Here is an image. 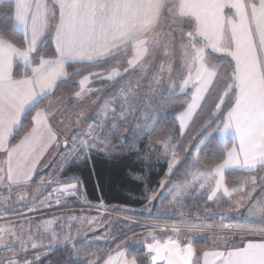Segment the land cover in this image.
<instances>
[{
	"label": "snow or ice",
	"instance_id": "1",
	"mask_svg": "<svg viewBox=\"0 0 264 264\" xmlns=\"http://www.w3.org/2000/svg\"><path fill=\"white\" fill-rule=\"evenodd\" d=\"M0 5H3L0 15L7 20L6 24H0V189L11 191L13 186L32 182L40 155L57 139L49 122L55 119V114L39 106L61 83L77 74L74 66L99 65L103 69L108 63H118L116 58L129 52L132 55L126 59L127 67L112 68L106 75L96 71L82 76L77 81L80 90L74 97L81 99L95 91L86 87L93 82L91 77L118 83L117 78H123L125 73L142 71L148 60L162 59L159 73L153 79L164 89L160 102L173 103L176 111L160 107L159 113L173 117V122L179 121L176 132L184 137L185 129L190 127L188 121L208 105L210 118L204 121L201 135L206 139L217 133L232 137V148L227 149L225 144L227 151L221 150L222 162L193 178V182L205 176L214 178V187L206 199L214 201L218 194L230 200L236 193L247 195L243 187L230 190L226 186V169L251 172L259 166L264 171V0H0ZM110 103H105L102 123L96 126L98 129L108 126V134L98 138L91 131L78 144L74 137L70 155L83 153L87 160L92 152L98 151V143L110 148L113 138L128 146L126 137L117 136L125 126L117 121L131 111L117 117ZM145 119L159 124V117ZM26 126L29 130L19 143L12 144ZM147 127L149 134L155 130L154 126ZM138 130L142 129L137 126L130 134ZM174 139L175 135L162 142L165 151L172 152L169 175L182 163L176 153L183 141L173 145ZM193 148L197 153L192 162L194 167L199 164L200 149ZM184 151L189 154V150ZM100 155L110 154L100 151ZM67 160L65 156L64 161ZM60 183L65 186L58 191L74 196L80 181L78 177H69ZM236 183L251 185L254 191L256 178ZM173 187L177 189L175 194L172 188L167 192L173 194L175 201L185 188ZM199 187L204 189L205 184L200 183ZM242 199L243 196L234 200V211L242 207ZM247 211L250 217L259 218L260 226L234 227L245 236H259L261 242L249 239L237 243L235 239L225 238L226 250L203 252V264H264V199L250 205ZM44 223L47 232L56 221ZM221 227L227 229L229 225L221 223ZM0 233H10V229H0ZM11 237L4 241L0 236V247L13 253L6 258L7 264H43L42 253L35 260L27 258L30 249H42V244L29 237V246L28 241L21 240L14 232ZM50 239L61 237L52 232ZM62 239L65 245L73 243L78 260L80 250L75 249V238L69 232ZM147 240L145 237L138 243L146 247L150 260L140 264H198L191 240L182 244L178 238L169 237L162 242L155 235L151 236L152 242ZM132 243L117 245L83 264H100L104 257H107L104 264H138L136 257L129 259L126 255ZM0 264H5L4 258H0Z\"/></svg>",
	"mask_w": 264,
	"mask_h": 264
},
{
	"label": "rangeland",
	"instance_id": "2",
	"mask_svg": "<svg viewBox=\"0 0 264 264\" xmlns=\"http://www.w3.org/2000/svg\"><path fill=\"white\" fill-rule=\"evenodd\" d=\"M176 59L178 60L179 58L176 57ZM162 62V59L158 62H153L151 60L147 61L144 69L139 71V76L136 79L138 81L136 84L132 83V92L129 93L128 100L123 103L122 107L124 109L118 114L117 117L121 116V113H129V111H131V114L134 113L137 109V106H140L144 111L151 110L150 104L154 100L158 99L160 97V93L164 91L161 83H158L153 79V77H156L159 73V64ZM120 64L121 62H118L115 68H123ZM176 70L179 69L177 68ZM163 78L164 77H162V79ZM90 79L93 81L92 77ZM86 87H90L95 91L84 98H75L73 105H67L65 109L60 107L58 109L60 114L55 115V119H52V122H54L56 126V130L57 128L59 129L58 134L60 133L61 142H52L50 143V146L44 150V156L39 157L37 172L33 175L32 182L26 185L13 186L11 191L7 189H0V229H10V233H0V236L3 237L4 241H8L12 238L11 232L16 233L23 241H28V238L31 237L32 240L42 244L44 247L42 249H30L27 253V258L29 260H35L37 254L42 253L40 258L44 263L47 262L49 255H51L55 249H57L59 246H65L62 237L70 232L71 236L75 238V249L80 250L79 258L86 256L85 260L91 261L104 252V249H102L100 246L112 243L115 239L122 237V234H125L122 233L123 230L128 232L130 229L138 228L139 226L148 228L125 236L115 244L114 249L117 247V245L123 246L128 241H132L133 243L129 244L127 251H136L144 248L146 249L143 244L138 242L145 237H148L147 242H152V235H155L157 239H167L169 237L178 238L180 242L181 238H188L189 240H192L194 237L206 235L209 236V242L212 246L223 244V240L225 238H231L236 235H244L240 231H224L221 227V223H233L228 221V218L232 217V215L235 214L234 212L242 208L240 207L238 210H233L235 207L234 200L240 199L241 196H243V199L241 200V204L243 206V216L248 220H259L258 217H250L247 209L250 205L255 204L261 199H264V189L260 191L258 197L253 198L254 193H256L261 188L260 186L262 185V187H264V181H262V178H264V171H262L261 175V185L259 186L258 184L259 187H256L254 191L252 190L248 192V195L237 194L232 200H230L227 197L221 198L218 194V198L214 201H208L206 199L207 194H210L211 189L214 187L215 181L213 177L205 176L193 182V178L199 173H202L196 172L190 174L188 181H172L169 180L170 175L167 172V177L161 181V184L164 182L163 187L160 184V187L152 193V202L148 207L149 209H147V212L149 213V211L154 207L155 200H157L159 204L158 211L160 213L162 212L164 215L168 214V216H171L172 214L173 218L175 219L178 217L180 218L177 222L175 220L167 221L166 224H157L158 226H155L153 223L145 224V221L140 224L139 219L134 218V215L128 214L126 212L130 210L136 211L129 208H123L121 211L125 210L124 213L115 212L112 210L113 208H108L105 206L104 207L106 210H108L107 212H104L100 209H94V211H91L88 208L86 209L85 205L87 204L85 203L83 195L79 193V185L78 191H76L74 196L58 191L59 188L65 186L64 184L60 183L62 181L61 172L63 167L67 163L84 160L83 153H81L79 156L70 155L71 150L74 147L73 138H76V144H78L81 140L87 139L89 137L88 129L82 133L81 123L90 117V108L98 103L102 93L105 91L104 87L98 88L92 86L91 83L86 85ZM64 99L65 97L63 95H59L57 100L52 99V102L50 101L51 104H49L50 106H48L50 112L56 114V111L53 110L57 106H61ZM107 102L108 101L105 103ZM105 103H102L98 109L96 115L97 119H95L94 122L98 123L101 121V117L105 110ZM131 114L125 115L124 118L117 121V123H124L128 118L131 117ZM150 114L151 113L148 112L149 116L147 117H152ZM194 119L188 121L190 126L193 124ZM152 123V119H146V124L144 122V125H152ZM189 128L190 127H187L185 129V133L189 130ZM102 130H98V133L96 134L98 138H102ZM219 138L225 142L230 138V136H219ZM69 139H71L70 142L68 141ZM65 140L70 143V146L65 147V150L62 151L61 147L64 146ZM168 140L169 139H166L164 141ZM206 140L207 139L205 137L201 140L199 139L195 143V147L201 149ZM201 141H203V143H201ZM160 145L161 146L148 144L145 149V156L148 160L151 158H166L165 160L169 163V161L172 159V152H166L163 143ZM102 146L103 145L99 143L97 144L98 151L103 150V148H101ZM193 152L196 153L194 150ZM65 156H68L67 162L64 161ZM177 158L180 160L178 156ZM39 171H43L42 176H40L39 180L35 182L37 180L36 174ZM255 178L257 182L258 179L257 177ZM72 182L75 183V181ZM200 183L205 184L204 189H200ZM174 185H181L185 188V190L181 192L180 197L175 201L173 200V194H175L177 189L173 187ZM169 188H172L173 194H168L167 190ZM21 195L23 196V199H21ZM154 196L155 199H153ZM168 196V202L162 201ZM73 197L77 198V202H79L78 204L71 203L70 199ZM188 199L191 200L190 202L200 201L201 203V199L205 200L203 201L201 207L200 203L199 205H195V207H191L193 203L189 202L188 203L190 205L186 207V201ZM75 205H78L79 210L70 209ZM30 207H34L35 210L30 211ZM97 207L100 208L103 207V205ZM194 208H199V210ZM221 214L223 215V219ZM73 217L76 219H72ZM52 220H55L56 223L52 224L46 232V225L44 222ZM69 224L72 225L71 228H69ZM194 225L195 227H193ZM205 225L211 227H205ZM52 232H55L58 237H61V239H50V233ZM30 243L31 241H28L29 246ZM89 244L91 247H89ZM67 245L70 246L72 254L76 257V252L73 249V243L69 242ZM17 251H19V249H17ZM20 254L23 255L24 253ZM12 255L13 253L5 250L3 247H0V258H4L5 264H7L6 258ZM146 260H150L149 256H147Z\"/></svg>",
	"mask_w": 264,
	"mask_h": 264
},
{
	"label": "trees",
	"instance_id": "3",
	"mask_svg": "<svg viewBox=\"0 0 264 264\" xmlns=\"http://www.w3.org/2000/svg\"><path fill=\"white\" fill-rule=\"evenodd\" d=\"M0 8H3V5H0ZM7 20L5 17L0 15V24H6ZM131 53H127L126 56H118L116 59L118 62H121L122 67H126V59L131 57ZM117 63H108L101 69L99 65H75L77 69V74L71 76L69 80H66L65 83H61L58 88L55 89L54 94L51 95L48 100L44 101L39 107L43 108L52 98L58 95H65L68 99V105L75 102L74 93L79 91V84L77 81L84 75H87L89 72H96L101 70V75L107 74L112 68H115ZM69 72L72 71L71 68L68 69ZM138 71H129L125 73L123 78H118V83L111 81L105 82L93 78L92 86L101 88L104 87L105 91L102 93L98 103L90 108L91 115L84 122L81 123L82 131H86L88 125L95 119H97V111L106 101H109L114 94L121 87H133L132 79L133 75ZM164 99H167V95L164 96ZM211 103V102H210ZM151 110L144 111L140 106H137L136 111L131 114V117L125 121L124 127H121L117 136L120 138H127V142H130L126 147L124 143H121L119 139L113 138L112 145L110 148H105V152H108L110 155L105 157L100 155V152H92L90 158L87 160H82L79 162L67 163L61 172V180L64 181L69 177H78L79 178V193L83 195L85 203L91 211H94V208L97 206H105L108 208H113L115 212L124 213L123 208H129L136 211H126L128 214L134 215L136 219H139L140 224L145 221V224H166L167 221H179V218H173V215L168 216V214L160 213L158 210V201L155 200L154 207L147 212L148 207L150 206L152 200V193L160 187L161 181L167 177L168 172V161L166 158H151L147 159L145 156V149L148 144L161 146L162 141L169 139L173 135L176 136V139L172 140L173 145L180 144L182 140V148L176 153L180 158L181 164H178L173 170V174L169 176V180H180L188 181L190 174L196 172H204L208 168L215 167L218 163L222 162V159L219 158L221 155V150L224 149V145L227 144V149L232 148V139H228L223 142L218 133L214 134L213 137H208L202 148L200 149L199 154V164L192 166V162L197 157V153H194L193 146L200 139L205 136L201 135L202 126L204 121L208 120L210 117L208 115V105H205L204 110L195 116L193 124L190 126L189 130L184 134V137H181L176 129L179 126V122H173L174 118L171 116L165 117L159 113V108H167L170 112L176 111L175 105L173 103H161L160 97L154 100L150 104ZM121 107L116 116L123 110ZM151 111V112H150ZM148 112L151 113L150 116L153 118L159 117V124L154 125H144L146 124V117L149 116ZM34 114V111H33ZM112 119V118H111ZM153 120V119H152ZM121 123V122H120ZM139 126L142 130H138L134 135H131V129ZM147 126H154V131H151L149 134V129ZM29 128L26 126L23 130L20 131L19 135L12 140V144L19 143L20 138L27 132ZM110 128L105 126L101 132V137L106 136ZM139 137V139H136ZM184 149L189 150V154H186ZM224 149V151H227ZM118 154V155H117ZM187 161V163H183ZM43 171H39L36 174L37 182L42 176ZM256 174V175H255ZM262 171L257 170L256 172H242V171H229L225 174L226 186L231 190L235 187H243L245 192L248 195V192L252 191L253 188L251 185L237 184L236 181H243L246 178L257 177V182L255 185L259 187L261 185V176ZM259 184V186H258ZM261 188L254 193L253 198L258 197L261 190L264 189L262 185ZM252 193V192H251ZM241 194L242 193H236ZM205 199L200 201L190 202L188 199L186 201V207L193 203L191 207L199 205L200 207L203 204ZM71 203L78 204L77 198L73 197L70 199ZM162 201L168 202L169 196L163 199ZM189 202V203H188ZM162 203V202H161ZM78 205L71 207L70 209H78ZM199 210V208H194ZM161 211V210H160ZM179 216V215H177ZM225 218V217H224ZM227 219V218H225ZM228 221H231L236 224H244L246 226H256L259 227V223H254L248 221L243 216V210L237 214L232 215L228 218ZM148 227H138L132 228L128 232L123 230L122 237L115 239L112 243L104 244L100 246L104 249V252L114 249L115 244L120 241L125 236H128L137 231L147 229ZM248 237V236H247ZM255 237V236H252ZM248 237V238H252ZM229 239L237 240L238 237H228ZM189 239L181 238L182 243H186ZM193 247L196 250V254L201 252L204 248L211 246L209 242V236L201 235L194 237L192 240ZM99 247V248H100ZM98 248V249H99ZM95 251V250H94ZM93 251V252H94ZM100 251V249H99ZM92 252V253H93ZM91 254V253H90ZM88 254V255H90ZM126 255L129 257H136L138 264L141 261L146 260L148 254L144 249L140 250H128ZM86 256L81 257L77 260L75 255L72 254L69 245L59 246L55 251L49 255L47 262L43 264H83ZM103 259L100 260V264L103 262ZM88 261V260H87Z\"/></svg>",
	"mask_w": 264,
	"mask_h": 264
},
{
	"label": "crops",
	"instance_id": "4",
	"mask_svg": "<svg viewBox=\"0 0 264 264\" xmlns=\"http://www.w3.org/2000/svg\"><path fill=\"white\" fill-rule=\"evenodd\" d=\"M131 58V57H130ZM138 76H139V71L136 73V74H134L132 77H133V79H132V82L134 83V84H136V82L138 81V80H136L137 78H138ZM133 84V85H134ZM90 88V87H89ZM55 91V90H54ZM59 96V95H58ZM58 96H56V97H54V98H52V99H54V100H57V98H58ZM64 97H65V99H64V101L62 102V104H61V106L59 105V106H57L53 111H56L55 113V115H59L60 114V111H58V109L61 107L62 109L64 108H66V106L68 105V99H67V97L65 96V95H63ZM75 98V97H74ZM51 99V100H52ZM50 100V101H51ZM49 101V102H50ZM47 103L43 108H48V106H50L49 104H51V102L50 103ZM71 105H73V103L72 104H69V106H71ZM58 111V112H57ZM50 113H53V112H50ZM53 120L51 119L49 122H50V124H51V126H52V130H53V132H55L56 133V135H57V139H56V141H57V143L58 142H61V136H60V133L58 134V132H59V129L57 128V130H56V126H55V124H54V122H52ZM94 121V120H93ZM87 130V129H86ZM82 133H84V131H82ZM11 139V138H10ZM66 139V138H65ZM229 139H232V137H230ZM64 140V139H63ZM66 141V140H65ZM69 142L71 141V139H69L68 140ZM69 142H67V147L68 146H70V143ZM237 143H238V141H237ZM63 147V148H62ZM61 147V150L63 151V150H65L64 148H65V143H64V146H62ZM101 148H103V150H99V152L100 151H104L105 152V148H104V146H102ZM44 152L45 151H43V153L40 155V157H42V156H44ZM257 170H259V166H257ZM257 170H253V171H251V172H256ZM229 171H242V172H249L248 170H244V169H235V168H232V169H226L225 170V174L227 173V172H229ZM237 194H234V196H236ZM241 195V194H240ZM252 196V195H251ZM252 198V197H251ZM241 210H243V206H242V208L241 209H239L238 211H236V212H234L235 214H237V212H240ZM246 219V218H245ZM246 220H248V219H246ZM248 221H252V222H254V223H259V220H248ZM258 228V227H257ZM233 237H238L237 238V243H239L241 240H243V241H245V242H247L249 239H251V240H253L254 242H261V238L259 237V236H255V237H252V238H248L247 236H245V235H236V236H233ZM232 238V237H231ZM160 240H165V239H160ZM214 249H218V250H226V246L224 245V243L223 244H218V245H216V246H209V247H206V248H204L201 252H199L198 254H196L195 255V258H194V260L195 261H198V264H203V260H202V253L203 252H205V251H211V250H214ZM146 250V249H145ZM127 252V251H126ZM107 258V257H106ZM105 258V259H106ZM127 258H129V259H131V258H133V257H129L128 255H127ZM150 258V257H149ZM101 264H104V260H103V262L101 263Z\"/></svg>",
	"mask_w": 264,
	"mask_h": 264
},
{
	"label": "built area",
	"instance_id": "5",
	"mask_svg": "<svg viewBox=\"0 0 264 264\" xmlns=\"http://www.w3.org/2000/svg\"><path fill=\"white\" fill-rule=\"evenodd\" d=\"M131 88L132 87H121V88H119L118 91L114 94V96L108 101V102H111L110 103V106L116 109V114L118 113V111L122 107L123 103H125L128 100L129 93L132 92V89ZM121 93H122V95H121ZM118 96H119V98H117ZM111 118L112 117H109V119H111ZM98 123H102V120L100 122H98ZM98 123L92 121L88 125V127H87V129L89 131L88 133H90L91 131H94L95 134H97L98 133V130H100V129H98L96 127ZM94 209H100V210H102L104 212H107L108 211V210H106V208L104 206L103 207H100V208L99 207H96ZM154 225L156 226L157 224H154ZM227 225H229V228H227V229L226 228H223L224 231H227V232H235V231H237V232H239L234 227L235 225H237L236 223H227ZM164 226H166V225H164Z\"/></svg>",
	"mask_w": 264,
	"mask_h": 264
},
{
	"label": "water",
	"instance_id": "6",
	"mask_svg": "<svg viewBox=\"0 0 264 264\" xmlns=\"http://www.w3.org/2000/svg\"><path fill=\"white\" fill-rule=\"evenodd\" d=\"M162 241V240H161ZM163 242V241H162ZM194 248V247H193ZM194 250H195V248H194ZM146 251H147V249H146ZM195 255H196V250H195ZM194 258H195V256H194ZM159 264H163V262H158Z\"/></svg>",
	"mask_w": 264,
	"mask_h": 264
},
{
	"label": "flooded vegetation",
	"instance_id": "7",
	"mask_svg": "<svg viewBox=\"0 0 264 264\" xmlns=\"http://www.w3.org/2000/svg\"><path fill=\"white\" fill-rule=\"evenodd\" d=\"M182 243V242H181ZM183 244V243H182Z\"/></svg>",
	"mask_w": 264,
	"mask_h": 264
}]
</instances>
